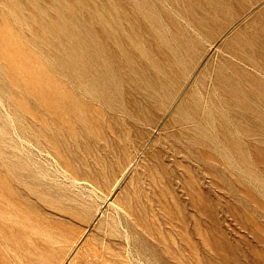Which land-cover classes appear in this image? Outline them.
<instances>
[{"label": "rangeland", "instance_id": "1", "mask_svg": "<svg viewBox=\"0 0 264 264\" xmlns=\"http://www.w3.org/2000/svg\"><path fill=\"white\" fill-rule=\"evenodd\" d=\"M0 264H264V0H0Z\"/></svg>", "mask_w": 264, "mask_h": 264}, {"label": "bare ground", "instance_id": "2", "mask_svg": "<svg viewBox=\"0 0 264 264\" xmlns=\"http://www.w3.org/2000/svg\"><path fill=\"white\" fill-rule=\"evenodd\" d=\"M51 25H49V28H51L52 29V23H50ZM53 26H55V25H53ZM55 27H58L59 28V31H61L62 32V30L63 29H65V26L64 27H60V26H55ZM57 29V28H56Z\"/></svg>", "mask_w": 264, "mask_h": 264}]
</instances>
